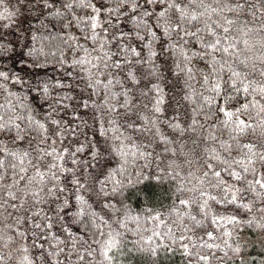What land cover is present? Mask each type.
Wrapping results in <instances>:
<instances>
[{
    "label": "snow or ice",
    "instance_id": "1",
    "mask_svg": "<svg viewBox=\"0 0 264 264\" xmlns=\"http://www.w3.org/2000/svg\"><path fill=\"white\" fill-rule=\"evenodd\" d=\"M0 22V264H264V0H0ZM145 182L163 202L134 208Z\"/></svg>",
    "mask_w": 264,
    "mask_h": 264
},
{
    "label": "trees",
    "instance_id": "2",
    "mask_svg": "<svg viewBox=\"0 0 264 264\" xmlns=\"http://www.w3.org/2000/svg\"><path fill=\"white\" fill-rule=\"evenodd\" d=\"M21 12H22V15L18 19V24L22 25V28L20 29V31L23 32L24 29L29 27V21H28V19H25V17L30 18V14L27 13L26 11H24L23 9L21 10ZM2 23L3 22H0V24H2ZM16 31H17L16 27H12V28L8 29L7 31H5L2 28V26H0V35L14 36L16 34ZM24 35H25L26 39L21 42V44L24 45V48L22 49L21 44H17L16 45V53L14 55H20V53L23 50H26V46L31 44L30 34L24 33ZM20 67L21 66L17 63L16 69H19ZM45 71H48L50 75H55V72L51 69H45ZM166 89L169 91L170 97L175 96V93L171 91V81H169V84L166 85ZM167 103L169 104V106H172L174 104V101L171 99H168ZM36 104L39 105V101H36ZM169 114H171V113L169 112ZM163 191H164L163 188H158L152 184L145 182V186L142 188H138V187L131 188L130 191L128 192V195L130 197V202L132 203V206L134 208L138 209L145 202L144 201V193L145 192H151L152 193L153 201L163 202V200H162ZM149 206H154V205H149ZM244 236L247 239H250V240L253 239L252 233H250L248 230L244 231ZM132 239H134V238L131 235H129V240H132ZM246 256H247V259L249 261H252L253 258L258 260L260 256H264V249H262L259 244H256L255 247L246 249ZM164 259L166 261V264H181V258L179 256V254H177L176 256L171 257V258L165 257Z\"/></svg>",
    "mask_w": 264,
    "mask_h": 264
}]
</instances>
